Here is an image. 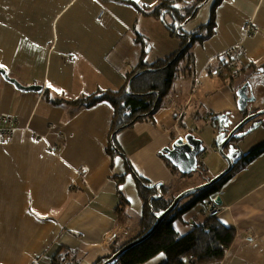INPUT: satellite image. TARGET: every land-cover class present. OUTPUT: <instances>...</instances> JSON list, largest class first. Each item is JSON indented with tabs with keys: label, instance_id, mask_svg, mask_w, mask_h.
I'll return each instance as SVG.
<instances>
[{
	"label": "crops",
	"instance_id": "1",
	"mask_svg": "<svg viewBox=\"0 0 264 264\" xmlns=\"http://www.w3.org/2000/svg\"><path fill=\"white\" fill-rule=\"evenodd\" d=\"M159 1L0 0V64L5 66L0 69L23 85L43 86L42 92L23 91L0 74V113L17 120L12 137L0 139V264H56L55 256L64 252H71L76 264H95L137 237L143 203L127 160L147 181L165 184L167 198L227 167L216 144L222 132L207 112H230L232 127L245 111L237 90L250 82L249 95L256 97L264 88V0H207L185 23L191 27L192 19H199L196 30L213 22L192 44L193 75L181 71L152 118L117 134L123 154L107 151L111 103L68 102L118 90L141 62L180 48V39L161 20L138 7L151 11ZM246 25L255 28L252 33ZM229 59L239 72L221 75L217 69ZM262 107L264 101L253 106ZM261 120L238 141L242 153L264 143ZM187 134L205 147L191 173L168 152ZM201 173H207L201 181L186 178ZM214 196H220L223 208L217 217L237 233L221 261L202 264H264V152ZM212 197L174 220L181 235L210 217ZM161 253L141 264H162Z\"/></svg>",
	"mask_w": 264,
	"mask_h": 264
},
{
	"label": "trees",
	"instance_id": "2",
	"mask_svg": "<svg viewBox=\"0 0 264 264\" xmlns=\"http://www.w3.org/2000/svg\"><path fill=\"white\" fill-rule=\"evenodd\" d=\"M207 0L196 2L183 7L177 6L184 3V0H160L151 11L141 5L139 9L147 15H152L161 20L171 35L180 39V48L168 56L159 58L152 63L141 62L139 66L128 74L126 84L118 90H99L96 93L83 95L70 103L93 106L100 101H108L114 108V116L111 124L110 141L107 151L110 154H123L117 143V134L127 128L133 127L137 122L152 118L160 108L164 97L169 93L173 81L182 71H189L193 75L194 59L192 44L196 40L204 38L201 35L207 29L210 30L213 22L203 24L192 32L184 30L185 23L196 15L198 10ZM207 33L210 34L211 30ZM200 33V34H199ZM225 69L219 72L224 76H234L239 72L237 64L233 59L222 62ZM233 64V67L228 64ZM65 100H57L63 102ZM213 126L225 137L236 126L228 127L230 112H207ZM250 113L244 115L247 116ZM248 128L239 131L229 141L227 148L238 149L236 144L242 136L262 124L261 119H253ZM250 128V129H249ZM264 152V143L256 146L247 153L239 152V158L234 162V168L222 179L188 197L183 198L176 209L169 213L158 225L156 230L145 240L126 250L113 263L110 264H141L159 253L165 254V261L162 264H202L221 261L232 245L236 229L224 224L217 216H211L203 223L195 225L192 230L181 235L174 227V220L181 214L195 206L200 201L212 197L218 193L222 186L240 169ZM173 171L178 169L167 160ZM130 171L135 175L139 195L142 199V213L140 219V234L129 241H135L149 232L157 222V216L165 211L173 202L174 197L167 198L168 187L162 183H151L140 176L129 164ZM185 175V174H183ZM187 176V175H185ZM188 198L190 200L186 201ZM123 198V205H126ZM122 220L126 210L121 206L119 209ZM124 246V245H123ZM123 246L115 248L109 255L100 258L95 264H103L114 253ZM71 252L58 253L54 262L56 264H76V259Z\"/></svg>",
	"mask_w": 264,
	"mask_h": 264
},
{
	"label": "water",
	"instance_id": "3",
	"mask_svg": "<svg viewBox=\"0 0 264 264\" xmlns=\"http://www.w3.org/2000/svg\"><path fill=\"white\" fill-rule=\"evenodd\" d=\"M0 74L10 82L14 83L20 90L23 91H35L42 92L43 86L39 84L32 85H23L18 80L11 78L5 69H0ZM251 83L247 82L243 86H241L237 90L238 95V105L240 109H245L249 102L254 101L255 97L249 95V89H251ZM264 114V109L259 110L258 112H254L252 114L247 115L243 120H241L234 128L229 132V134L225 137V133H221L217 139V148L221 155L227 161V167L221 171L219 174L214 176L209 181L195 187L188 188L180 192L173 200L171 205L162 213L157 216V222L153 226V228L147 232L145 235L140 237L139 239L132 241L130 243L125 244L120 250L114 253L110 258H108L103 264L113 263L120 255H122L126 250L132 248L143 240L147 239L158 227L159 223L172 211L176 209L180 201L188 197L222 179L227 173L233 170L234 162L239 158V148L233 150L231 148L230 151L227 150V145L232 137L241 129L244 125H246L251 120L257 118L258 116ZM205 151V147L203 145V141L197 138L193 134H187L184 138L178 139L170 149H168L169 155L172 157V161L179 166V168L184 173H191L197 169L198 160L197 156L199 153ZM195 153H197L195 155ZM221 201L220 196L216 197V202L219 203Z\"/></svg>",
	"mask_w": 264,
	"mask_h": 264
},
{
	"label": "built area",
	"instance_id": "4",
	"mask_svg": "<svg viewBox=\"0 0 264 264\" xmlns=\"http://www.w3.org/2000/svg\"><path fill=\"white\" fill-rule=\"evenodd\" d=\"M245 29L247 30L248 33H252V31L255 29L253 28L251 25H246ZM235 53V48L231 47L228 50V55L232 56ZM228 66L233 67V64H228ZM225 69V65L221 64L219 66V68L217 69L218 72H221ZM197 81V80H194ZM16 122L17 120L8 114H4V113H0V139L1 140H8L9 138L12 137V135L14 134L15 130H16ZM216 197L214 196L211 199V202L208 205V212L209 215L211 216H218L221 211H222V206L219 205L216 202Z\"/></svg>",
	"mask_w": 264,
	"mask_h": 264
},
{
	"label": "rangeland",
	"instance_id": "5",
	"mask_svg": "<svg viewBox=\"0 0 264 264\" xmlns=\"http://www.w3.org/2000/svg\"><path fill=\"white\" fill-rule=\"evenodd\" d=\"M194 1L195 0H185L184 1V3L186 4V5H188V4H191V3H194ZM213 0H210V3L212 2ZM183 3V4H184ZM202 8V7H201ZM203 12V11H202ZM202 12H201V14H202ZM206 13H209V11L207 10L206 11ZM209 15V18H210V13L208 14ZM201 16V15H200ZM200 16H199V18H200ZM192 20H195V21H193V22H195L193 25H194V28H193V25L191 26V27H188V25H186L185 27H184V30L185 31H187V32H189V31H194L195 30V28L198 26V22H199V19L198 20H196V19H192ZM188 24V23H187ZM255 95H256V97H255V99H254V101H252V102H250V105L248 106L247 105V108H245L244 110L245 111H243V116L246 114V113H254V112H258L259 110H261V109H264V107H262V108H253V106H255V104H259L260 102H263L264 101V88L262 89V91L261 92H258L257 94H256V92H255ZM246 117V116H245ZM244 117V118H245ZM243 118V119H244ZM263 119L264 120V114H262V115H260V116H258L257 117V119ZM233 121V120H232ZM241 121V120H240ZM249 123V122H248ZM248 126V124H246V125H244V127H243V129H245L246 127ZM227 150L228 151H230L231 150V146L230 147H228L227 148ZM207 175V173H201L200 175H195V176H197V177H186L188 180H191V182H198V181H201L205 176ZM210 175V174H209ZM192 176V175H191ZM194 178V179H193ZM193 179V180H192ZM212 179V178H211ZM187 182V181H186ZM186 182H184L183 184H185Z\"/></svg>",
	"mask_w": 264,
	"mask_h": 264
},
{
	"label": "snow or ice",
	"instance_id": "6",
	"mask_svg": "<svg viewBox=\"0 0 264 264\" xmlns=\"http://www.w3.org/2000/svg\"><path fill=\"white\" fill-rule=\"evenodd\" d=\"M137 3H140V0H137ZM177 6H178V5H177ZM4 67H5L4 65L0 64V68H4ZM261 71L264 72V69H261ZM49 87H52V85L49 84ZM85 170H87V169H85ZM160 255L163 256L164 254L161 253Z\"/></svg>",
	"mask_w": 264,
	"mask_h": 264
},
{
	"label": "flooded vegetation",
	"instance_id": "7",
	"mask_svg": "<svg viewBox=\"0 0 264 264\" xmlns=\"http://www.w3.org/2000/svg\"><path fill=\"white\" fill-rule=\"evenodd\" d=\"M251 96H253L252 94H251ZM251 114V113H250ZM229 134V133H228ZM236 134V133H235ZM238 145V143L236 144V146ZM237 148H238V146H237Z\"/></svg>",
	"mask_w": 264,
	"mask_h": 264
},
{
	"label": "bare ground",
	"instance_id": "8",
	"mask_svg": "<svg viewBox=\"0 0 264 264\" xmlns=\"http://www.w3.org/2000/svg\"><path fill=\"white\" fill-rule=\"evenodd\" d=\"M197 153H195V155H196ZM197 156V155H196Z\"/></svg>",
	"mask_w": 264,
	"mask_h": 264
}]
</instances>
